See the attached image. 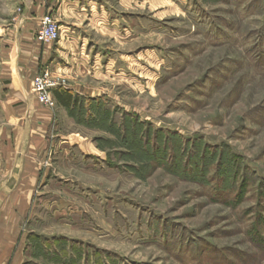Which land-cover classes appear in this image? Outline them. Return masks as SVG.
Segmentation results:
<instances>
[{"label": "rangeland", "instance_id": "1", "mask_svg": "<svg viewBox=\"0 0 264 264\" xmlns=\"http://www.w3.org/2000/svg\"><path fill=\"white\" fill-rule=\"evenodd\" d=\"M96 1L116 30L81 26L88 71L67 87L111 115L81 104L38 139L6 117L22 0H0V219L18 217L28 264H63L65 246L67 264H264V0ZM144 135L175 166H155ZM26 156L47 174L29 198Z\"/></svg>", "mask_w": 264, "mask_h": 264}, {"label": "crops", "instance_id": "2", "mask_svg": "<svg viewBox=\"0 0 264 264\" xmlns=\"http://www.w3.org/2000/svg\"><path fill=\"white\" fill-rule=\"evenodd\" d=\"M21 5L22 13L7 41L8 60L4 62L6 68L2 72L7 91L4 106L6 117L14 121L11 125L15 129L21 128L23 133L29 132L40 139L51 126H59L61 117H67V109L57 103L54 109L41 105L32 88L34 76L47 71L60 84L54 89H68L86 97L75 85L69 84L67 87V76L78 75L77 70L80 74L88 71L87 59L78 56L75 34L82 31V25H88L91 21L102 24L105 32H115L116 26L113 18L105 17L96 0H22ZM45 14H51L59 26L60 37L55 42L41 43L36 39L41 18ZM89 97L96 98L94 95ZM55 137L61 140L55 142L56 146L67 140V136L58 133ZM41 142L33 140L30 144L36 149L47 147ZM37 160L30 156L23 160L26 168L22 177L24 182L16 195L29 198L39 182L47 176L36 169ZM5 209L10 213V208ZM17 219L12 214L0 219V264H28L31 260L28 238ZM63 241L67 245V238ZM63 255V264H67V246L63 249Z\"/></svg>", "mask_w": 264, "mask_h": 264}, {"label": "trees", "instance_id": "3", "mask_svg": "<svg viewBox=\"0 0 264 264\" xmlns=\"http://www.w3.org/2000/svg\"><path fill=\"white\" fill-rule=\"evenodd\" d=\"M52 94H53V97H54L56 103L58 105L65 107L67 109L68 114L71 117H74L75 114L77 113V111L80 110L81 104L89 105L87 108L88 111H86L87 115H92V116L98 115L99 117H106L107 115L108 116L111 115L110 110H104L103 108H101V105L103 104L101 101L102 100L101 98L84 97V96H81L77 93H74L71 90L63 89V88L53 89ZM99 106H100V108H98ZM101 120H103V119H101ZM104 122H108L107 119ZM135 125L137 127H141L142 124H140L139 122H134L132 124V130H133L132 134H134L136 137H138L139 132H138L137 128L134 129ZM128 127H129V124H128ZM128 127L126 125L122 124V130H124V132H126L128 130ZM148 137H149L148 135L147 136L144 135L143 138H140L138 140V142L140 141L139 142L140 144H141V142L143 143V148H142L143 150H141V152L146 153V154L149 153L150 158L153 161V163L155 164V166L159 165L160 163L165 168H170V167L175 166L176 162L178 161V158H176V160H177L176 162L172 163L173 158L175 156H171L170 154H168L167 149L162 151V149H163L162 147L164 145H161V143L158 144L157 141H155V140L151 143H150V141H147ZM155 138H157V137H155ZM175 151H177V152L180 151L179 147H177V149ZM197 153H199V152H197ZM201 156H202V154L196 156L195 159L199 160L201 158ZM192 163H196V161H193ZM110 166H112V165H110ZM228 173H230V172L225 171L226 175H228Z\"/></svg>", "mask_w": 264, "mask_h": 264}, {"label": "built area", "instance_id": "4", "mask_svg": "<svg viewBox=\"0 0 264 264\" xmlns=\"http://www.w3.org/2000/svg\"><path fill=\"white\" fill-rule=\"evenodd\" d=\"M59 38V26L50 14H45L41 21L40 27L36 33L37 41L41 43L55 42ZM60 84L50 78L47 71L39 72L32 80V88L36 94L38 102L48 108L56 105L52 96V90Z\"/></svg>", "mask_w": 264, "mask_h": 264}]
</instances>
